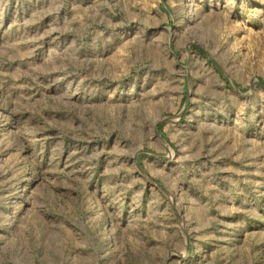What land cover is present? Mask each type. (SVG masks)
Segmentation results:
<instances>
[{"label":"rangeland","instance_id":"rangeland-1","mask_svg":"<svg viewBox=\"0 0 264 264\" xmlns=\"http://www.w3.org/2000/svg\"><path fill=\"white\" fill-rule=\"evenodd\" d=\"M0 264H264V0H0Z\"/></svg>","mask_w":264,"mask_h":264}]
</instances>
